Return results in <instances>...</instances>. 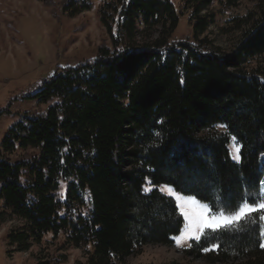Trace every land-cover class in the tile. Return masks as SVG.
Masks as SVG:
<instances>
[{"label": "trees", "instance_id": "16d2710c", "mask_svg": "<svg viewBox=\"0 0 264 264\" xmlns=\"http://www.w3.org/2000/svg\"><path fill=\"white\" fill-rule=\"evenodd\" d=\"M40 1L75 18L95 0ZM246 1L254 8L233 18L241 34L224 50L207 35L215 0H183L184 9L173 0H101L110 43L76 66L58 65L28 96L37 108L0 144L1 216L22 223L8 234L19 251L52 234L85 250L87 264H129L147 246L173 245L185 225L161 186L214 213L254 202L264 177V0ZM184 10L193 41L173 39ZM262 228L254 214L202 235L185 255L264 264Z\"/></svg>", "mask_w": 264, "mask_h": 264}, {"label": "rangeland", "instance_id": "374dc122", "mask_svg": "<svg viewBox=\"0 0 264 264\" xmlns=\"http://www.w3.org/2000/svg\"><path fill=\"white\" fill-rule=\"evenodd\" d=\"M173 2L178 8L183 6V0ZM101 4V0H95L91 11L70 18L62 13L58 4L47 7L40 0H0V110H7L0 115V144L21 115L37 108L28 96L54 74L58 65L76 66L96 57L102 43H110L99 20ZM253 8L252 3L242 0L237 8L226 9L215 0L208 10L214 21L207 35L216 46L230 50L241 34L234 28L233 18L243 17ZM184 12L173 39L193 41L190 11ZM256 64V60H252L249 65L253 68ZM231 150L234 155V141ZM21 154L23 152L18 151L12 157ZM262 159L264 161V154ZM163 192L174 198L184 217L185 225L178 236L183 246L178 247L176 240L173 245H150L142 254L130 258L129 264H205L201 259L187 258L185 253L195 240L196 218L201 213L207 216L214 212L207 204L181 195L172 187L164 188ZM1 212L0 206V264H87L86 251L66 244L63 236L46 235L40 244L19 251L8 234L22 223L9 215L1 216ZM184 212L189 215L186 217ZM221 213L234 214L222 211L214 214Z\"/></svg>", "mask_w": 264, "mask_h": 264}, {"label": "snow or ice", "instance_id": "6c2138e0", "mask_svg": "<svg viewBox=\"0 0 264 264\" xmlns=\"http://www.w3.org/2000/svg\"><path fill=\"white\" fill-rule=\"evenodd\" d=\"M218 127H226V126L220 125ZM232 139L234 141V149H235V154L233 155V159L239 162L241 158L240 149L242 145H240L239 142L236 141L235 137H233ZM166 187H171V186H167V185L163 186L160 190L163 192L164 188ZM150 190L151 189L149 188L145 189V191H150ZM205 207H207V205H205ZM183 214L186 217L189 215L188 212H184ZM254 214H258L259 220L261 222H264V181H260V188L255 197L254 202L248 203L247 201H244L242 204L238 206V211H236L234 214L223 215V213H221L219 216L211 212L207 216L203 215L202 213L199 214V216L196 218V230L193 232V237L195 240H200L201 235L207 237L211 233H215L225 228H229L241 220L248 219L249 217H252ZM261 234L264 235V228L261 229ZM173 239L177 241L178 247L183 246L180 242L179 237H174ZM261 247H264V244H261ZM217 248L218 245H212L211 248H204L203 251L209 252Z\"/></svg>", "mask_w": 264, "mask_h": 264}]
</instances>
